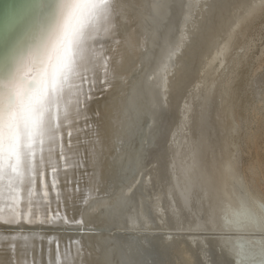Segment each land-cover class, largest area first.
Returning a JSON list of instances; mask_svg holds the SVG:
<instances>
[{"label": "bare ground", "instance_id": "6f19581e", "mask_svg": "<svg viewBox=\"0 0 264 264\" xmlns=\"http://www.w3.org/2000/svg\"><path fill=\"white\" fill-rule=\"evenodd\" d=\"M36 1L0 54V264H264L232 53L264 0ZM48 114L55 143L26 139ZM20 143L57 169L28 192Z\"/></svg>", "mask_w": 264, "mask_h": 264}, {"label": "rangeland", "instance_id": "374dc122", "mask_svg": "<svg viewBox=\"0 0 264 264\" xmlns=\"http://www.w3.org/2000/svg\"><path fill=\"white\" fill-rule=\"evenodd\" d=\"M263 46L264 16L235 45L232 52L236 53L242 49L245 55V60L233 82L237 90L235 100L237 115L242 119L238 138L234 141V144L240 148L238 169L240 173L246 174L251 185L253 183L254 187L262 192H264V54L261 56L260 50ZM256 93L258 94L255 95ZM215 108L212 106L209 114H212ZM248 166L251 168L248 169ZM250 173L252 176L249 175ZM250 176L252 179L254 177L253 182Z\"/></svg>", "mask_w": 264, "mask_h": 264}, {"label": "snow or ice", "instance_id": "6c2138e0", "mask_svg": "<svg viewBox=\"0 0 264 264\" xmlns=\"http://www.w3.org/2000/svg\"><path fill=\"white\" fill-rule=\"evenodd\" d=\"M65 11H67V5H65ZM81 81L83 84H87L89 86V90H91V87L94 86V79L92 77H89L87 75H82ZM100 83H106V81L101 80ZM31 87H35V82H33ZM29 92L25 91L24 95L20 97L19 102L22 104L24 101L29 100ZM87 97H85L86 101ZM81 101L79 98L77 99V107H80V105L85 102ZM17 98L15 95H10L8 98V103L6 106L5 111L11 112V110L16 106ZM3 114H0V120H3ZM33 126L34 131H27L25 132V138L36 140L37 138H40L41 140L43 137H48V142L50 144H54L56 137L60 134L61 125H57L53 123V118L50 114L47 115V118H42L39 115L34 117L33 120ZM70 134H68V139L70 143ZM36 147L35 144H33L31 147H26L24 143L19 144L18 148V157L19 162L17 164L18 168H22L24 170L23 180L22 183L24 185V191H29V185L33 184L35 181V176L32 175L33 173L40 176L41 178L44 175V169L45 167H48L51 172H56L57 169L52 167L51 165V152L53 151L51 148L48 149L49 155L45 156L43 154L44 148L43 144H41V155L38 157L36 156L34 152V148ZM60 159H66V157L61 153L59 156ZM55 187V184L52 185ZM78 187V185H77ZM32 204V201H28V205L30 206ZM30 210V209H29ZM15 221V216H13V220L9 221V223H12ZM26 239V238H25Z\"/></svg>", "mask_w": 264, "mask_h": 264}, {"label": "water", "instance_id": "95a60500", "mask_svg": "<svg viewBox=\"0 0 264 264\" xmlns=\"http://www.w3.org/2000/svg\"><path fill=\"white\" fill-rule=\"evenodd\" d=\"M25 4H27V5L24 7ZM30 4H32V0H0V43H1V45H0V54L5 49V45H6L8 36H9L8 32H9L10 28L13 26L14 22H16L18 20L20 21L22 19V17L25 15L24 12L27 10L26 8L28 6H30ZM23 7H24V9H23ZM19 8L21 10L22 9L23 10L22 11L20 10V12H19L20 15L18 13L19 16L17 14H16L17 16L15 15L16 18L14 19V22H13V18L15 17L13 15L17 12V10ZM3 37H4V39L7 38L6 41H4ZM7 57H8V53H7L6 57H5V59ZM207 104H208V102H207ZM58 216H60V215H58Z\"/></svg>", "mask_w": 264, "mask_h": 264}]
</instances>
